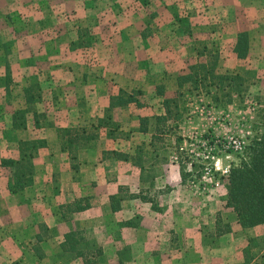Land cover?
Returning <instances> with one entry per match:
<instances>
[{"label":"crops","instance_id":"crops-1","mask_svg":"<svg viewBox=\"0 0 264 264\" xmlns=\"http://www.w3.org/2000/svg\"><path fill=\"white\" fill-rule=\"evenodd\" d=\"M88 1L84 0L86 6L77 15L80 17L77 25L81 27H75V33L61 30L60 43L52 40L50 45L51 41H47L41 49H44V64L38 66L50 73L45 81L50 88L41 102L45 107L38 109L40 103L36 105L37 113L46 116L40 121L41 126H36L31 113L27 127L13 129L12 122L6 127L0 112V264H85L83 256L62 247L70 231L81 232L84 237L81 245L91 242L102 248L100 257L105 264L241 262L249 228L240 226L235 210L226 206V201L219 205L218 212L221 211L224 222L232 230L217 233L219 225L214 220L210 223L213 232L208 234L206 225L188 212L180 214L177 205L157 204L149 194L152 184L144 175L147 168L142 170L125 157L138 146L125 148L126 139L141 134L131 132L139 125V117L153 119L164 113V99L177 96L178 75L172 72L187 71L184 69L188 54L195 46L186 39L181 23L177 22L181 16L174 13V6L181 3L173 5L175 1L158 0L152 12L145 15L139 5L131 12L126 0L123 3L108 0L109 5L101 9L105 11L100 15L101 11L97 12L98 7L94 5L97 1L87 6ZM139 1L142 0L135 3ZM187 2V8H193L199 0ZM261 2L254 0L249 5L251 14L264 11L263 6L256 5ZM220 4L227 5V1L220 0ZM186 17L190 28L194 26L192 36L207 30L206 25L196 24H206L210 21L208 16L193 11ZM235 18L237 28L229 33L232 44L226 51L232 58L243 61L234 47L238 33L247 31L250 52L246 59L249 60L254 47L252 37L264 36V26H261L264 15H235ZM256 20L261 22L262 33H258ZM42 30L45 35L47 29ZM68 35L74 37L70 39ZM26 66L32 68L29 64ZM158 86H164L163 94L156 90ZM121 89L143 90L145 94L139 98L145 104L113 108L114 120L120 123L116 138H109L107 130L101 129L99 137L79 141L77 158L72 160L69 152L62 150L59 130L73 126L92 133L91 125L106 115L111 97ZM23 98L22 108L25 107ZM8 128L13 130H10L11 138L6 134ZM128 132L132 133L129 138ZM37 137L46 139L47 146L40 148L34 158V182L12 192L9 183L13 170L2 165V159H18V142ZM114 150L119 153L110 152ZM74 162L78 172L72 168ZM113 195L120 197L117 209L113 207V203L117 205L112 203ZM85 196L90 197L88 209L66 212L61 208Z\"/></svg>","mask_w":264,"mask_h":264},{"label":"rangeland","instance_id":"rangeland-1","mask_svg":"<svg viewBox=\"0 0 264 264\" xmlns=\"http://www.w3.org/2000/svg\"><path fill=\"white\" fill-rule=\"evenodd\" d=\"M93 1L89 0L90 4L87 6ZM95 1L97 12L109 5L108 0ZM135 1L126 0L125 3L131 12L137 10L136 6L139 5L142 8L141 13L145 15H149L159 3L158 0ZM171 1H175L173 5L181 3L180 6H174V13L181 16L177 22L181 23L186 39L195 46L188 54L187 68L184 70L198 61L197 52L205 49V53L213 51L219 56L220 71H236L244 78V83L238 88L242 93H233L232 102L224 95L217 102L213 95L206 94L203 90H196L188 85L182 87L179 96L182 116L178 127L173 133L155 139V146L146 147L148 154L142 158L147 168L144 175L152 184L149 194L154 201L162 206L169 203L177 205L180 214L184 211L193 215L196 220L206 225L208 234H211L213 230L210 229V223L217 220L218 213L221 212H218L219 205L226 199V176L229 172L225 170L240 161L244 146L264 129V36L262 34L261 37H252V54L249 60L240 61L232 58L230 52L226 51L228 45L232 44L229 33L237 28L235 15H264V11L251 14L252 7L249 5L254 0H226L227 5H221L220 0H199L193 8H187L188 0ZM256 5L264 7V0ZM84 6V0H0V112L2 111L5 126L12 122V111L22 108L24 89L31 79L40 82L43 95L50 88L45 83L50 73L38 66L44 64V49L41 50L43 44L51 41L52 45V40L60 43L63 29L75 33V27H81L77 25L80 20L77 15ZM253 9L256 7L253 6ZM104 11L99 14L102 15ZM193 11L210 19L206 24L197 22L196 25H206L204 28L207 29L198 36H192L193 25L191 28L184 26L188 21L186 15ZM129 13L128 11L127 14ZM256 21L258 33H262L259 27L261 22ZM44 28L47 29L46 34L42 35L45 33L42 30ZM69 37L71 39L74 36L68 35ZM225 44L226 47L223 46ZM37 49L40 50L35 51ZM45 50L49 52L48 49ZM58 57L62 59L61 56ZM27 64L32 68H27ZM172 74L179 75L176 72ZM175 84L178 96V80ZM161 87L164 86H158L156 90L160 91ZM37 107L44 108L45 103H40ZM39 118L41 123L45 120L42 116ZM154 121L152 119V123ZM169 123L172 124V121ZM10 130L13 132L8 128L6 133L9 138L12 136ZM177 136L181 137V142ZM150 137V134H138L137 137L126 139L125 148L147 144ZM184 174L185 181L182 180ZM173 189L178 192L172 191ZM221 216L224 221L225 217ZM245 236L248 242L250 238H256L260 243L254 249V260L251 264H264V224L249 227ZM84 246L89 252L96 250V245L91 242ZM92 260L95 261L93 264H105L100 255L93 256Z\"/></svg>","mask_w":264,"mask_h":264},{"label":"trees","instance_id":"trees-1","mask_svg":"<svg viewBox=\"0 0 264 264\" xmlns=\"http://www.w3.org/2000/svg\"><path fill=\"white\" fill-rule=\"evenodd\" d=\"M184 26L189 28V21L184 23ZM204 50L201 49L197 52L198 61L191 63L185 73L178 75L179 94L176 97L164 99L163 106L165 112L155 115L153 117L154 123H152L151 117L140 116L139 126L136 129H131L132 133L138 131L145 136H148V134L151 136L147 144H140L134 153L125 155L126 160H132L142 170L146 168L142 162V158L148 154L146 147H154L155 139H158L159 136L165 137V135L173 133L175 128L178 127V121L182 116L179 97L182 87L188 85L196 90H203L206 94L213 95V99L217 102L221 100L223 95L228 97L229 101L232 102L233 93H242L241 89L238 88L244 83L243 76L236 71H220L218 67L219 56L213 51L205 53ZM249 51V33L247 31L239 32L234 52L238 58L244 60L248 57ZM163 88L161 87L158 93L163 94ZM144 94L145 92L140 89L133 90L132 92L121 89L118 95L111 97V104L106 115L99 118L97 123L91 125V128H93L92 133H90L91 130L89 131L85 128L79 129L73 126L60 129L62 150L68 151L71 159L75 160L80 147L78 144L80 140L99 137L101 129L107 130L106 133L109 138H116V132L120 128V123L114 120V115L111 111L115 107H126L131 103L143 106L145 103L139 97ZM24 97L25 107L14 112L12 116V128L27 127L28 114L31 113H33L36 126L40 127L39 117L46 116L38 114L36 110V105L43 101V89L37 79H31L28 86L25 87ZM169 121H172V124ZM131 132H128V136L132 134ZM259 133V135L251 139L249 144L244 146L243 157H240V161L229 169V173L226 176V206L232 207L235 210L238 223L242 228L264 224V129L260 130ZM177 139L179 142L182 140L180 136H177ZM45 146H47V140L44 138L23 139L18 142L20 151L18 159H2V165L8 166L13 170V176L9 183V189L12 192L22 190L33 184L35 174L34 158H36L39 149ZM110 152L114 155L119 153L115 150ZM72 168L76 172L79 170L75 162L72 164ZM182 180H186L185 174L182 175ZM111 199L112 203L117 202V205L113 203L114 209H117L120 197L113 195ZM90 206V197L85 196L62 205L61 208L66 212H76L86 210ZM127 223L132 224L133 221H127ZM217 225H219L217 229V233L219 234L232 230L231 225L223 221L221 213H218ZM80 233V231L67 232L66 241L62 244V247L65 250L75 251L77 255L83 256L85 264H93L95 261L92 260V257L96 255L101 256L103 250L100 247H96L94 252L87 251L86 247L81 245L84 237ZM259 245L258 239L250 238L248 244L243 249V261L239 264H251L254 260V249Z\"/></svg>","mask_w":264,"mask_h":264},{"label":"built area","instance_id":"built-area-1","mask_svg":"<svg viewBox=\"0 0 264 264\" xmlns=\"http://www.w3.org/2000/svg\"><path fill=\"white\" fill-rule=\"evenodd\" d=\"M225 172H229V169H226Z\"/></svg>","mask_w":264,"mask_h":264}]
</instances>
